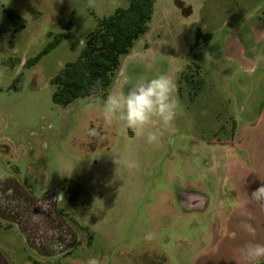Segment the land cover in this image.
Segmentation results:
<instances>
[{
	"label": "rangeland",
	"instance_id": "1",
	"mask_svg": "<svg viewBox=\"0 0 264 264\" xmlns=\"http://www.w3.org/2000/svg\"><path fill=\"white\" fill-rule=\"evenodd\" d=\"M127 4L0 0V169L26 181L35 197L61 189L66 194L59 204L77 225L87 227L75 230L70 254L46 259L28 247L17 226L0 224V264H36L32 258L40 264H87L90 257L101 264H191L198 240L207 236L211 194L219 184L205 165L211 148L201 150L197 141L213 132L223 135L218 122L225 115L209 95L223 97L230 88L238 93L240 86L230 82V87L222 74L224 59L216 56L221 63H213L200 46L203 34H211L212 50L236 30L254 48L250 28L264 15V0H154L146 31L121 55L104 96L124 95L159 74L172 78L177 115L167 128L153 122L149 130L162 131L154 144L120 122L106 126L99 107L85 110L92 98L104 97L77 98L66 106L52 100L51 78L77 58L98 19ZM5 8L25 19L24 28L14 32ZM61 33L66 35L56 46L36 63L25 64ZM257 50L264 54V47L257 45ZM228 70L230 75L233 68ZM192 88L198 90L194 100ZM256 90L264 94V88ZM89 129L97 134L89 135ZM128 161L139 166L128 168ZM198 194L206 199L204 208L189 210ZM149 232L153 238L145 240Z\"/></svg>",
	"mask_w": 264,
	"mask_h": 264
},
{
	"label": "crops",
	"instance_id": "2",
	"mask_svg": "<svg viewBox=\"0 0 264 264\" xmlns=\"http://www.w3.org/2000/svg\"><path fill=\"white\" fill-rule=\"evenodd\" d=\"M239 32L233 30L222 44H214L212 50L209 48L212 37L207 45L200 46L213 63H221L216 56L224 59L222 74L227 75L230 87L236 82L240 87L238 93L230 88L223 97L209 95L211 100L218 101V108H222L225 115L224 120L218 122L223 135L217 137L213 132L211 138L199 137L197 143L201 150L211 148L209 162L205 165L212 172L210 177L219 185L213 186L211 194L207 236L198 240V250L191 264H248L241 254L244 246L249 242L264 244V203L251 196L264 184V94L256 90L264 88V54L257 50V45L264 47V15L250 28L254 48L244 44ZM228 67L233 68L230 75ZM219 114L214 113L216 118ZM246 115L250 117L240 119ZM198 197L199 200H192L189 210L204 208V195L198 194ZM245 223L255 228L254 235L244 230Z\"/></svg>",
	"mask_w": 264,
	"mask_h": 264
},
{
	"label": "trees",
	"instance_id": "3",
	"mask_svg": "<svg viewBox=\"0 0 264 264\" xmlns=\"http://www.w3.org/2000/svg\"><path fill=\"white\" fill-rule=\"evenodd\" d=\"M153 5L154 0H128L127 6H117L110 15L98 19L96 26L86 34L77 58L66 62L51 78L53 102L66 106L77 98L104 97L120 65L121 55L127 54L134 41L146 31ZM5 11L14 24V32L24 28L22 16L11 8ZM65 35H55L25 64L36 63ZM203 35L202 44L207 45L211 34ZM194 44L199 45L198 42ZM192 89L193 100L198 90ZM61 191L57 189L39 198L30 192L26 181L20 182L11 175L0 180V224L5 228L17 226L28 247L46 259L70 254L78 238L75 230H87L86 226L77 225L59 204V199L66 194Z\"/></svg>",
	"mask_w": 264,
	"mask_h": 264
},
{
	"label": "clouds",
	"instance_id": "4",
	"mask_svg": "<svg viewBox=\"0 0 264 264\" xmlns=\"http://www.w3.org/2000/svg\"><path fill=\"white\" fill-rule=\"evenodd\" d=\"M3 71H0V77ZM176 83L167 74H159L148 80H141L127 90V93H109L102 100L92 98L86 103L85 110L99 107L106 126L120 122L125 130L131 129L138 137L145 136L148 144L157 143L162 136L159 129L150 131L153 122L158 120L164 128L170 127L177 115L178 101L175 96ZM95 129H89V135H96ZM135 161H128V168L138 167ZM10 172L0 169V180L7 179ZM252 198L264 203V184L257 187ZM250 235L255 234V228L250 223L243 225ZM153 234L147 233L145 240H151ZM242 256L248 264H264V244L249 242L242 249ZM87 264H101L97 257H90Z\"/></svg>",
	"mask_w": 264,
	"mask_h": 264
}]
</instances>
